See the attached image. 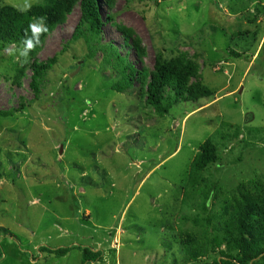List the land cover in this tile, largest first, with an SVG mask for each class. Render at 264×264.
I'll use <instances>...</instances> for the list:
<instances>
[{"label":"rangeland","instance_id":"obj_1","mask_svg":"<svg viewBox=\"0 0 264 264\" xmlns=\"http://www.w3.org/2000/svg\"><path fill=\"white\" fill-rule=\"evenodd\" d=\"M100 8V37L73 38L78 2L27 63L21 46L0 43V112L14 113L0 117V264H84V248L102 253L85 264H212L224 246L195 260L182 240L221 238L236 213L226 198L264 185V0ZM116 52L138 73L123 93L113 89L124 68ZM55 56L37 94L31 65ZM159 57L194 61L192 83L214 96L158 114L141 74ZM208 140L220 160L199 173Z\"/></svg>","mask_w":264,"mask_h":264},{"label":"trees","instance_id":"obj_2","mask_svg":"<svg viewBox=\"0 0 264 264\" xmlns=\"http://www.w3.org/2000/svg\"><path fill=\"white\" fill-rule=\"evenodd\" d=\"M107 1L109 5L114 4V0ZM78 2H80L81 18L73 38L79 39L89 35L100 37L105 22L100 10V0H47L45 5L34 6L31 11L25 13L18 12L11 6L1 7L0 43L2 46L15 44L22 47L24 29L31 21L43 18L48 31H51L64 21L66 13H69ZM45 37L46 33L40 37V44L30 54L31 56L40 50ZM115 56L124 68L121 82L113 89L123 93L133 87L138 73L120 54L116 52ZM231 57L238 58L239 54L232 52ZM57 63L58 56L46 62L41 63L35 60L32 63L31 86L37 94L40 92V86L46 74ZM141 78L143 83H147L146 100L148 105L160 115H167L171 108L180 101L191 102L214 96V92L204 86L201 81L192 83L193 78H198V66L194 61L185 57L168 62L159 57L156 59L154 71L142 73ZM171 93L172 95H170ZM13 115L14 113L11 111L0 112V117L3 118ZM219 160L216 145L208 140L202 146V152L197 157L194 170L201 173ZM236 194L237 196L234 198H226L227 204L231 205L236 213L232 215L230 222L225 226L226 230L221 238L213 240L212 243L192 236H186L187 238L182 240L183 248L189 258L199 260L208 255L210 249L215 250L224 246L227 252L221 250L220 255L223 258H217L212 264H264V185L252 180L240 185ZM68 250L42 248V252L61 257L68 254ZM82 251L84 264L95 263L102 258L101 252H94L90 248H84Z\"/></svg>","mask_w":264,"mask_h":264},{"label":"clouds","instance_id":"obj_3","mask_svg":"<svg viewBox=\"0 0 264 264\" xmlns=\"http://www.w3.org/2000/svg\"><path fill=\"white\" fill-rule=\"evenodd\" d=\"M11 6L16 9V11L25 13L31 11L30 0H20V2L10 4L9 0H4L3 4H0V7ZM43 18L39 20H33L28 24V27L24 29L23 39L21 41L22 48L19 52V55L24 58V63L28 62L29 55L35 51V49L40 44V37L48 32V27L43 22ZM10 55H15L10 53Z\"/></svg>","mask_w":264,"mask_h":264}]
</instances>
